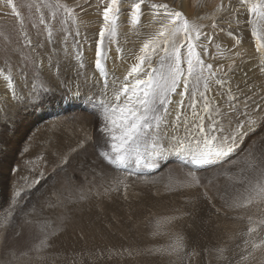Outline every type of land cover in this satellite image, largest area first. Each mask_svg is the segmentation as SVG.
<instances>
[{"label": "rangeland", "instance_id": "obj_1", "mask_svg": "<svg viewBox=\"0 0 264 264\" xmlns=\"http://www.w3.org/2000/svg\"><path fill=\"white\" fill-rule=\"evenodd\" d=\"M44 2L45 0H12L10 5L7 0H0V203L7 204L12 192L22 188V196L18 199L22 206L26 205L23 207V212L16 215L14 224L5 230H0V264L1 262L6 264V261H11V264H38L36 252L32 249L33 245L43 237L38 235L36 228L24 223L23 213L32 212L31 206L35 199H45L48 203L53 184L56 189H60L65 181L63 171L57 172L51 179L47 178L52 171V165L49 163L45 168L40 162L38 157L42 153V146L49 140L54 142L58 140L62 150H67V146H75L82 135L75 133L74 129L84 126L91 133L95 123L92 115L81 111L83 104L68 98L67 89L60 83L64 78V72H67L70 78L74 76L75 66L79 62L69 36L67 51L72 54V71H69V66L64 64L65 52L62 50L61 41L65 33L62 29L67 27L74 32L78 27L80 33L78 39L82 45L84 63L87 66L88 75L91 76L95 60V41L99 38V27L103 23L101 13L106 0H59L60 3L73 7L77 13L76 25H72L71 22L67 25L61 24L62 16H57L53 20L51 10L44 6ZM133 2L134 0H121L117 36L114 38L123 49L124 62L114 59L118 54L117 44L105 42L104 50L109 71L107 95L103 93V83L90 88L85 85L83 77L73 82L71 92L77 91L78 83L79 91L89 96L94 94V101L104 100L115 103L112 100L111 73L115 70L116 75L122 80L133 62L131 59L133 45H135L134 51L138 53L142 43L149 39L158 27L152 21L151 15H144L139 25H133L129 17ZM153 2H161V0H153ZM162 2L182 11L190 21L204 25L205 32L213 31L211 29L213 22L219 25V28L214 30L215 36L212 43L203 39L198 42L199 44L208 43L207 54L199 46L197 52L205 63L213 65V70L222 65L224 72H228V65L234 59L236 60L239 67L235 72L229 73L234 90L237 84L242 88L245 83L257 86L264 84V72L260 71L262 57L257 51L258 43H264V41L258 42L252 36L251 25L247 23L249 20L247 10L240 7V0H162ZM47 3L54 5L56 0H47ZM13 6L19 15L13 12ZM145 12H147L146 8ZM41 13L46 21L51 23L53 38L56 41L55 47L60 50L57 59L61 64L62 75L57 77L55 68L49 73L45 67L44 72L37 78L35 70L29 65L26 69L28 79L27 87H25V74L17 71L21 67L22 56H28L30 53L29 48L23 47L25 38H30L33 44L38 41L43 42L44 48L40 50L42 53L51 51V46L47 43L45 26L39 24ZM220 29L225 31L221 32ZM228 31L233 33L231 37L227 35ZM237 43L238 47L233 48V44ZM182 51L186 53L187 49L184 48ZM236 52L244 54V63H240V58L235 56ZM156 61L157 58L154 57L153 67L156 66ZM44 64L47 66V59L44 60ZM184 66L186 68V64ZM144 67L147 68V65ZM9 71L18 93L24 94L28 89H32L35 95L43 84L53 89L55 98L35 108L19 104L12 99L4 79ZM97 78L103 80L98 74ZM137 78L143 79L144 75ZM198 87L199 90H203L202 85ZM179 90L182 91L183 87L181 86ZM209 95L222 103L221 98L216 95L215 88ZM252 95L249 92V96ZM255 98L257 100L264 98V93L259 88ZM171 99L173 103L170 105L169 119H173L176 115L175 102L180 100V96L173 94ZM187 102L186 96V105ZM185 110L190 115L191 110L187 108ZM261 138H264V126L259 127L254 135L247 137L239 151L232 156V160L243 158L253 141H260ZM6 139L13 142L8 143ZM29 145H31L29 151L25 152L24 149ZM97 151H110V143L106 147L103 140L100 141L99 147L88 143L85 150L74 156L68 165L67 174L69 177H74L77 187L87 188L88 182L93 179L89 173L86 181L84 173L76 170L85 157L89 163L96 161L94 167L96 166L97 172L103 171L105 180L111 177L123 178L127 175L126 171L117 172L114 167H106L100 163L97 160ZM256 151H264V143H258ZM28 161L32 163L26 165ZM243 167H245L243 164L231 168L227 164L209 167L197 173L202 187L177 188L173 177L183 179L184 173L189 169L181 168L177 158L169 156L166 160L160 161L159 168L141 169L138 171V176L133 175L127 180L130 185L127 195L130 203L123 201L125 196L121 189L120 194L113 192L96 197L93 201L94 208L90 211L85 205H81L80 201L73 200L69 202L71 212L61 207L53 208L54 211H52V208L47 206L48 215L36 214L35 218L29 217V219L46 218L51 221L48 231L52 235L49 236L48 247L42 252L47 259V264H72L73 258H75V264H264V246L256 249L252 247L254 243L260 244L264 240V229H257L252 234L248 233L249 227L256 226L260 220L264 219V203H253L241 208L228 207V204L237 197H241L240 202L243 203L242 197L245 194L246 185L240 183L242 177L238 175ZM13 169L18 170L14 172ZM85 170L87 171V168ZM42 172L44 178L35 185V181L41 178ZM225 172L227 174H224ZM257 174L254 171L246 172L243 179L245 181L251 179L255 183ZM101 182L102 177L97 176L95 183L99 185ZM30 185L35 187L31 188ZM203 186L209 188L211 200L201 195L204 191ZM100 191L103 192V189L101 188ZM114 194L120 199L119 201H110L108 197ZM113 206H115L114 210H112ZM6 211H0V215L6 214ZM104 214L106 219L103 218ZM249 217L252 223H249ZM72 232L79 236L86 234V237H93L95 241H86V252L70 249L63 243L72 242L67 237ZM177 236L183 239V251L179 256L167 251ZM125 249L128 252H125ZM101 251L105 255L98 259L87 255L88 253L99 254ZM115 252L120 254L112 255ZM129 252L132 254L129 255ZM109 256H111L110 259ZM244 257L247 259H243Z\"/></svg>", "mask_w": 264, "mask_h": 264}, {"label": "snow or ice", "instance_id": "obj_2", "mask_svg": "<svg viewBox=\"0 0 264 264\" xmlns=\"http://www.w3.org/2000/svg\"><path fill=\"white\" fill-rule=\"evenodd\" d=\"M12 4V0H7ZM121 0H106V5L101 13L103 23L99 27V38L95 41V60L92 75L89 76L87 66L84 63L83 49L78 39L80 33L78 27L72 31L67 27L62 31L65 33L63 40V51L65 52L64 64L69 66L72 71V54L67 51L68 37L72 39V44L77 54L78 63L74 69V76L69 77L67 72L63 73V79L60 83L67 89L68 98L74 102L83 104L81 111L92 115L95 118L93 130L91 133L81 126L75 129V133L82 134L75 143V146L68 145L67 150H62L60 142L49 140L42 146V153L39 155L40 162L46 168L49 163L52 165V171L47 178L55 177L57 172L65 173L64 185L60 189L55 188L49 197L47 206L50 208L64 207L66 203L73 200L86 201L93 195H109L113 192L120 194L121 189L125 198H127L130 185L127 180L133 175L138 176L141 169H156L160 167V161L166 160L169 156L177 158L181 168H188L184 173L183 179H175L177 188H199L202 187L198 172L206 170L209 167H218L229 165V168L238 164L245 167L240 169L238 175L242 177L240 183L245 184L243 203L241 197H237L228 204V207L241 208L252 205L253 203H264V151L257 152L258 143H264V138L260 141H253L246 150L243 158L232 160L241 145L247 140L249 135H254L259 127L264 126V98L257 100L255 98L257 88L264 93V84L259 86L245 83L242 88L239 84L235 90L231 83L230 72H235L239 67L234 59L228 65V72H224L223 66L213 70V65L205 63L197 52V47H201L205 54L208 51V43L213 42L215 29L219 28L215 22L212 23L211 32L204 31V25L190 21L182 11L171 8L165 2H153V0H134L131 4L129 17L133 25H139L144 15H151L152 21L158 25L149 39H146L139 47V52L131 53L133 62L127 69L123 79L116 75L115 70L111 73L112 80V100L94 101L93 96L79 91V84H76L77 91L71 92L73 82L79 81L83 77L85 85L95 88L103 83V93L107 95L109 87V71L107 69V56L105 53V42L117 44V56L114 59L123 61V49L119 47L117 36V22L121 13ZM44 6L51 10V18L54 20L57 16H62L61 24H77V13L73 7L62 4L59 0L56 3L49 4L47 0ZM240 7L246 8L251 25L252 36L258 42L264 41V0H240ZM145 8L147 12H145ZM37 11H40L39 6ZM239 11V10H237ZM13 12L16 15L13 6ZM235 15V13H234ZM239 23V21H237ZM39 24L45 26L47 32V43L51 46V51L42 53L43 42L33 44L30 38H25L23 47L30 49L28 56H22L21 67L18 72L25 74V87H27V72L29 65L35 70L37 78L47 67L49 73L55 68V75H62L61 64L57 59L58 50L55 47L56 41L53 38L51 23L46 21L41 13ZM35 27V25H33ZM221 32L225 31L220 29ZM23 35V34H22ZM227 35L231 37L233 33L228 31ZM86 39V37H85ZM203 39L208 43L199 44ZM219 47V45H217ZM233 44V48H237ZM186 48V53L182 49ZM257 51L261 53L260 71L264 72V43H258ZM243 53L236 52L235 56L243 61ZM156 57V66L153 67L152 61ZM47 59V66L44 60ZM186 64V68L185 65ZM147 65V68L144 66ZM146 72V75H145ZM102 77L103 80L97 78ZM144 75L143 79L137 78ZM7 82L8 90L12 99L21 105L35 107L42 105L45 101H51L55 94L51 87H45L41 84L39 92L33 94L32 89L27 93L20 94L13 82L11 71L4 77ZM202 85L203 90H199ZM183 87V90L179 89ZM215 88L216 95L221 98L217 102L209 93ZM249 92L253 95L249 96ZM177 94L180 100L176 101V115L171 116L170 105L173 103L171 96ZM188 97L187 105L185 97ZM190 109V115L185 109ZM103 140L106 147L110 143V151H97V160L106 167H114L117 172L126 171L127 175L121 177H111L103 179V171L97 172L94 165L96 161L89 163L87 158L78 166V171L84 173L87 181L89 173L93 179L89 181L87 188L77 187L74 177L67 174L68 165L73 157L85 150L88 143L99 147ZM167 142V146H165ZM31 145L24 149L29 151ZM31 161L26 162L31 164ZM87 168V171L85 170ZM18 169H13L17 171ZM257 172L256 182L251 179H243L246 172ZM224 174H227L225 172ZM102 177V182L97 185L95 178ZM44 178L35 181V185ZM35 185L29 187L34 188ZM204 191L201 194L204 198L211 200L209 188L203 186ZM103 189V192L100 189ZM23 189L17 188L9 197L8 203H0V211L7 210L6 214L0 215V230L15 223L16 215L23 212L18 197L22 196ZM227 203V201H226ZM24 212V223L38 230L39 239L37 244L33 245L36 252L38 264H47V259L42 255L45 248L48 247L49 236L52 235L48 229L51 227V221L44 219H29L34 213ZM219 211V210H218ZM174 219V218H173ZM249 223H252L249 217ZM257 229H264V219L260 220L254 227L248 228V233L252 234ZM19 235V233H18ZM264 246V240L260 244H253V249ZM128 252L127 249L124 250ZM169 252L176 253L178 256L183 251L182 237H175L173 243L167 249ZM119 252L112 255H119ZM129 255L132 253L129 252ZM91 257L97 259L103 257L105 253H88ZM109 259L111 256L108 257ZM243 259H247L244 257ZM11 264V261H6ZM72 264H75L73 258Z\"/></svg>", "mask_w": 264, "mask_h": 264}, {"label": "bare ground", "instance_id": "obj_3", "mask_svg": "<svg viewBox=\"0 0 264 264\" xmlns=\"http://www.w3.org/2000/svg\"><path fill=\"white\" fill-rule=\"evenodd\" d=\"M121 67V66H120ZM63 91V90H62ZM35 108V107H34ZM85 120V119H84ZM22 126V125H21ZM79 126V125H78ZM74 128V127H73ZM23 129H24V127H23ZM10 130V129H9ZM37 130V129H36ZM41 130V129H40ZM73 130V129H72ZM75 130V129H74ZM38 131V130H37ZM36 131V132H37ZM35 132V133H36ZM9 133V132H8ZM14 134V133H13ZM39 135V134H38ZM81 136V135H80ZM31 137V136H30ZM29 137V138H30ZM61 137V136H60ZM11 138V137H10ZM73 139V138H72ZM7 140V139H6ZM8 141V140H7ZM13 142V141H12ZM12 142H9L8 141V143H12ZM9 145V144H8ZM80 157V156H79ZM16 164V163H15ZM16 166V165H15ZM96 167V166H95ZM73 170V169H72ZM77 170V169H76ZM11 171V170H10ZM6 173V172H5ZM12 173V172H11ZM63 174H64V172H62ZM61 173V174H62ZM10 174V173H9ZM8 175V174H7ZM92 175V174H91ZM61 177V176H60ZM56 180V179H55ZM101 181V180H100ZM78 182H76V184H77ZM87 183V182H86ZM79 184V183H78ZM89 184V183H88ZM83 187V186H82ZM51 191V190H50ZM37 195V194H36ZM49 195V194H48ZM102 196V195H101ZM131 195H129V197H130ZM38 197H40L39 195H38ZM96 197H98V196H96V195H94L91 199H89V200H86V201H80L79 203H81V205H85L86 206V208L87 209H89V211H90V209H92V208H94V199L96 198ZM124 197V196H123ZM100 198V197H99ZM109 199H110V201H112L113 200V202H116V201H119L120 199L114 194V195H110L109 197H108ZM120 198H121V196H120ZM133 198V197H132ZM141 198V197H140ZM41 199V198H40ZM131 200V199H130ZM99 201V200H98ZM123 201L125 202V203H130L129 202V200H128V197L127 198H123ZM134 203H135V201H133ZM140 202V201H139ZM78 203V202H77ZM47 201L45 200V199H43V200H36L35 199V201H34V203L32 204V206H31V210L33 211V209L35 210L34 211V213L31 215V216H29V217H33V218H35V216H36V214L38 215V214H40L41 216H46V215H48V213H47V211H48V208H47ZM97 204V203H96ZM114 204V203H113ZM105 205V204H104ZM125 205H127V204H125ZM143 205V204H142ZM69 206H70V204L69 203H66L65 204V206L64 207H62L65 211H68L69 210ZM139 206V205H138ZM72 207V206H71ZM97 207V206H96ZM115 206H113L112 207V210H114L115 208H114ZM128 207V206H127ZM133 207V206H132ZM141 207V206H140ZM167 207V206H166ZM103 208V207H102ZM55 209V208H54ZM54 209L52 208L51 210L52 211H54ZM129 209V208H128ZM135 208H133L132 210H134ZM137 209V208H136ZM138 209H140V208H138ZM30 210V211H31ZM61 210V209H60ZM85 210V209H84ZM106 210V209H105ZM70 211V210H69ZM96 211V210H95ZM71 212V211H70ZM98 212V211H97ZM133 212V211H132ZM134 212H135V210H134ZM29 213H32V212H29ZM62 213V212H61ZM61 213H59V215L61 214ZM88 213V212H87ZM106 213V212H105ZM70 214H72V213H70ZM75 214V213H74ZM107 214V213H106ZM106 214H104L103 215V218H105L106 217ZM120 214V213H119ZM125 214V213H124ZM62 216H63V214H61ZM60 215V216H61ZM90 215V214H89ZM121 215V214H120ZM65 216V215H64ZM72 216V215H71ZM74 216V215H73ZM93 216V215H92ZM123 216V215H122ZM174 216V215H173ZM172 216V217H173ZM50 217V216H49ZM121 217V216H120ZM129 217V216H128ZM130 217H131V215H130ZM51 218V217H50ZM56 218V217H55ZM87 218H88V216H87ZM115 218V217H114ZM166 218V217H165ZM59 220H60V218H58ZM65 219V218H64ZM90 219V218H89ZM106 219V218H105ZM56 220V219H55ZM61 221V220H60ZM102 222V221H101ZM108 223V222H107ZM66 224V223H65ZM85 224V223H84ZM69 225H71V224H69ZM89 225V224H88ZM107 225H109V224H107ZM72 226V225H71ZM74 226V225H73ZM81 226V225H80ZM91 227V226H90ZM206 227V226H205ZM67 228V227H66ZM75 228V227H74ZM73 228V229H74ZM85 228V227H84ZM93 228H95V227H93ZM77 230V229H76ZM75 230V231H76ZM65 232V231H64ZM63 232V233H64ZM78 232V231H77ZM84 232V231H83ZM102 232V231H101ZM62 233V232H61ZM99 233V232H98ZM98 233H96V234H98ZM180 234V233H179ZM104 235V234H103ZM51 236V235H50ZM67 237H68V239L70 238V240L72 241L70 244L69 243H67V242H65V243H63V245L64 246H66V247H68V248H70V249H75L76 251H79L80 250V252H86V247H85V245H86V241L88 242L89 240H94V238L93 237H86V234L84 235V236H79V234H77V233H70V234H68L67 235ZM146 238V237H145ZM87 239V240H86ZM100 239V238H99ZM109 239V238H108ZM68 241V240H67ZM95 241V240H94ZM191 241V240H190ZM90 245V244H89ZM102 248V247H101ZM105 248V247H104ZM90 249V248H89ZM102 250V249H101ZM96 251V250H95ZM98 252V251H97ZM50 259V258H49ZM88 261V260H87ZM91 262V261H90ZM96 263V262H95ZM1 264H2V262H1Z\"/></svg>", "mask_w": 264, "mask_h": 264}]
</instances>
